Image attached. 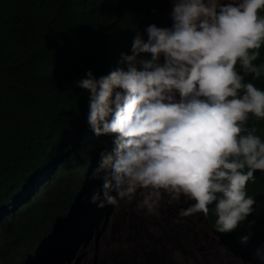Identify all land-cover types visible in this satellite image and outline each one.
I'll use <instances>...</instances> for the list:
<instances>
[{
	"label": "clouds",
	"instance_id": "obj_1",
	"mask_svg": "<svg viewBox=\"0 0 264 264\" xmlns=\"http://www.w3.org/2000/svg\"><path fill=\"white\" fill-rule=\"evenodd\" d=\"M126 1L140 16L132 29L73 70L80 141L100 146L85 156L62 226L22 264H60L52 253L117 203L110 193L138 190L149 212L161 190L187 197L182 215L199 216L216 247L264 264V0H173L172 12Z\"/></svg>",
	"mask_w": 264,
	"mask_h": 264
},
{
	"label": "trees",
	"instance_id": "obj_2",
	"mask_svg": "<svg viewBox=\"0 0 264 264\" xmlns=\"http://www.w3.org/2000/svg\"><path fill=\"white\" fill-rule=\"evenodd\" d=\"M139 17L126 0H0V264H22L62 226L100 146L80 141L73 70L110 55Z\"/></svg>",
	"mask_w": 264,
	"mask_h": 264
},
{
	"label": "rangeland",
	"instance_id": "obj_3",
	"mask_svg": "<svg viewBox=\"0 0 264 264\" xmlns=\"http://www.w3.org/2000/svg\"><path fill=\"white\" fill-rule=\"evenodd\" d=\"M152 1L172 12L173 0ZM171 20L165 19V28L172 27ZM110 194L117 203L105 202L88 218V230L71 241L60 264H249L216 247L199 216L182 215L187 197L176 200L161 190L149 212L139 190L131 197Z\"/></svg>",
	"mask_w": 264,
	"mask_h": 264
},
{
	"label": "water",
	"instance_id": "obj_4",
	"mask_svg": "<svg viewBox=\"0 0 264 264\" xmlns=\"http://www.w3.org/2000/svg\"><path fill=\"white\" fill-rule=\"evenodd\" d=\"M56 231H57V227H56ZM58 233V232H57ZM49 240H54L53 234L49 237ZM54 251V249L50 250L49 253H52ZM56 258H59V260L61 261L64 257V255L66 254L64 250H56L52 253Z\"/></svg>",
	"mask_w": 264,
	"mask_h": 264
}]
</instances>
